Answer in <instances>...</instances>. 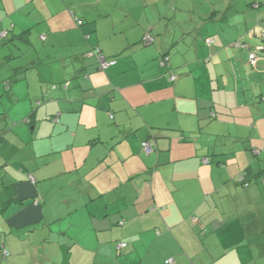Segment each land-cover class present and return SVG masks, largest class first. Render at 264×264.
Masks as SVG:
<instances>
[{"label": "crops", "instance_id": "crops-1", "mask_svg": "<svg viewBox=\"0 0 264 264\" xmlns=\"http://www.w3.org/2000/svg\"><path fill=\"white\" fill-rule=\"evenodd\" d=\"M263 30L264 0H0V264H264V192L209 146L223 95L264 101Z\"/></svg>", "mask_w": 264, "mask_h": 264}, {"label": "rangeland", "instance_id": "rangeland-1", "mask_svg": "<svg viewBox=\"0 0 264 264\" xmlns=\"http://www.w3.org/2000/svg\"><path fill=\"white\" fill-rule=\"evenodd\" d=\"M262 46H264V43H262ZM202 62L205 63L206 61ZM212 76L214 80L212 89L214 86L218 87V82L222 87L223 80L219 81L215 74ZM262 76L264 77V74ZM226 79L228 85L230 79L228 77ZM242 86L243 91L235 90L223 95L224 99L221 103L228 102V107H221L222 110L218 108L220 112L214 110V115L222 114L220 121L223 123H215V132L212 139L209 138V146L212 151H217L218 159H220L221 154L226 155L221 159L223 163L219 167H224V163L228 161L230 168L239 166L235 179L239 182L242 181L246 188L251 185L250 191L259 193L264 192V101L260 99L258 103L253 100H244L246 93L251 92L247 89L251 86L250 79L246 77ZM255 89H259V91L264 89V79L261 78L258 83H255ZM214 98L217 99L219 96H214ZM223 131L224 133H222ZM222 172L225 175L228 174L225 171ZM235 184L239 183L236 182ZM239 188L244 189V186Z\"/></svg>", "mask_w": 264, "mask_h": 264}, {"label": "built area", "instance_id": "built-area-1", "mask_svg": "<svg viewBox=\"0 0 264 264\" xmlns=\"http://www.w3.org/2000/svg\"><path fill=\"white\" fill-rule=\"evenodd\" d=\"M3 35L5 36V35H7V33H5ZM154 42H155V38L152 35H150V36L149 35H146V37L143 39V43L146 44V45H148V46H150ZM210 43L211 42L208 41V45ZM239 45L242 46V47L246 46V45L241 44V43H239ZM259 50H260V47L256 48L255 51H251L250 54H249L250 55L249 60H250V63L253 66H256V63H257V60H258V51ZM98 60L100 61V68L102 70H105V68H107L109 65L113 64V62L112 63L108 62L107 59H106V57L103 56L100 53H98ZM163 65H165V62L164 61L162 63V66ZM176 78H177L176 75L175 76H171V79L170 80L173 81V82H175L176 81ZM143 150H144L145 153L151 154L153 152V150H154L152 143L150 141L144 142V144H143ZM31 181L34 182V183L36 182L34 178H31ZM125 246H126V244L124 243V244L120 245L119 248H124ZM7 255H8V253L5 254V256H7ZM172 261H173V259L167 261L166 263L167 264H171Z\"/></svg>", "mask_w": 264, "mask_h": 264}, {"label": "trees", "instance_id": "trees-1", "mask_svg": "<svg viewBox=\"0 0 264 264\" xmlns=\"http://www.w3.org/2000/svg\"><path fill=\"white\" fill-rule=\"evenodd\" d=\"M80 24H82V22H80ZM5 33H7V32H3V33H1V37H2V38H7L8 34L5 35V36L3 35V34H5ZM146 35H149V36H150L151 33H147ZM146 35H145V37H146ZM152 36L155 38L154 35H152ZM145 37H144V38H145ZM144 38H143V39H144ZM155 42H156V38H155ZM155 42H154V43H155ZM154 43H153V44H154ZM237 43H238V44L241 43V44H244V45H245V43H243V41H241V40H240V41H237ZM143 44H144V43H143ZM206 44H207V43H206ZM144 45H145V46H148V45H146V44H144ZM151 45H152V44H151ZM151 45H150V46H151ZM253 51H255V50H253ZM96 53H97V54L100 53V54L103 55V53L101 52L100 49H97V52H96ZM249 54H250V53H249ZM97 56H98V55H97ZM103 56H105V55H103ZM105 57H106V56H105ZM107 61L110 62V63H112V62L114 63V62H115V61H113V60L109 61V59H107ZM112 117H113V116H111V118H112ZM4 138H5V137L0 136V144L2 143V141H4ZM143 152H144V150H143ZM144 153H145V152H144ZM5 254H6L5 251H2V252L0 253V261H1V260H5V259H7V256H8V255L5 256Z\"/></svg>", "mask_w": 264, "mask_h": 264}]
</instances>
